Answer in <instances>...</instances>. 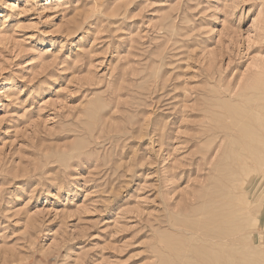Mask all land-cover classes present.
I'll return each mask as SVG.
<instances>
[{
  "label": "rangeland",
  "instance_id": "obj_1",
  "mask_svg": "<svg viewBox=\"0 0 264 264\" xmlns=\"http://www.w3.org/2000/svg\"><path fill=\"white\" fill-rule=\"evenodd\" d=\"M0 264H264V0H0Z\"/></svg>",
  "mask_w": 264,
  "mask_h": 264
},
{
  "label": "bare ground",
  "instance_id": "obj_2",
  "mask_svg": "<svg viewBox=\"0 0 264 264\" xmlns=\"http://www.w3.org/2000/svg\"><path fill=\"white\" fill-rule=\"evenodd\" d=\"M222 259V258H221Z\"/></svg>",
  "mask_w": 264,
  "mask_h": 264
}]
</instances>
